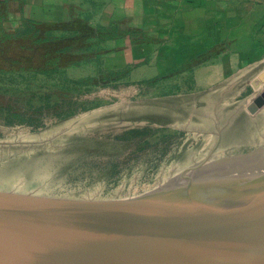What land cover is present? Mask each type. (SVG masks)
I'll return each mask as SVG.
<instances>
[{
  "label": "rangeland",
  "instance_id": "1",
  "mask_svg": "<svg viewBox=\"0 0 264 264\" xmlns=\"http://www.w3.org/2000/svg\"><path fill=\"white\" fill-rule=\"evenodd\" d=\"M44 40L0 41V253L37 227L2 226L21 214L137 196L186 170L264 175V66L206 89L193 60L137 82L87 75L91 51Z\"/></svg>",
  "mask_w": 264,
  "mask_h": 264
},
{
  "label": "water",
  "instance_id": "2",
  "mask_svg": "<svg viewBox=\"0 0 264 264\" xmlns=\"http://www.w3.org/2000/svg\"><path fill=\"white\" fill-rule=\"evenodd\" d=\"M193 171L122 200L6 219L37 227L0 264H264V175Z\"/></svg>",
  "mask_w": 264,
  "mask_h": 264
},
{
  "label": "crops",
  "instance_id": "3",
  "mask_svg": "<svg viewBox=\"0 0 264 264\" xmlns=\"http://www.w3.org/2000/svg\"><path fill=\"white\" fill-rule=\"evenodd\" d=\"M27 37L91 51L78 63L87 75L137 82L193 60V86L206 89L264 66V0H0V41Z\"/></svg>",
  "mask_w": 264,
  "mask_h": 264
},
{
  "label": "bare ground",
  "instance_id": "4",
  "mask_svg": "<svg viewBox=\"0 0 264 264\" xmlns=\"http://www.w3.org/2000/svg\"><path fill=\"white\" fill-rule=\"evenodd\" d=\"M191 170H186V172H190Z\"/></svg>",
  "mask_w": 264,
  "mask_h": 264
},
{
  "label": "trees",
  "instance_id": "5",
  "mask_svg": "<svg viewBox=\"0 0 264 264\" xmlns=\"http://www.w3.org/2000/svg\"><path fill=\"white\" fill-rule=\"evenodd\" d=\"M182 71H184V70H182Z\"/></svg>",
  "mask_w": 264,
  "mask_h": 264
}]
</instances>
